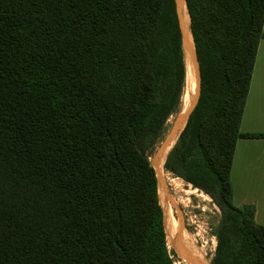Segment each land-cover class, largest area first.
I'll list each match as a JSON object with an SVG mask.
<instances>
[{"label":"trees","instance_id":"obj_1","mask_svg":"<svg viewBox=\"0 0 264 264\" xmlns=\"http://www.w3.org/2000/svg\"><path fill=\"white\" fill-rule=\"evenodd\" d=\"M186 3L201 94L164 167L221 212L211 264H264L231 182L264 0ZM186 80L175 0H0V264H174L151 157Z\"/></svg>","mask_w":264,"mask_h":264},{"label":"crops","instance_id":"obj_2","mask_svg":"<svg viewBox=\"0 0 264 264\" xmlns=\"http://www.w3.org/2000/svg\"><path fill=\"white\" fill-rule=\"evenodd\" d=\"M241 132L264 134V39L259 43ZM233 203L251 205L255 219L264 225V138L239 139L231 169Z\"/></svg>","mask_w":264,"mask_h":264},{"label":"rangeland","instance_id":"obj_3","mask_svg":"<svg viewBox=\"0 0 264 264\" xmlns=\"http://www.w3.org/2000/svg\"><path fill=\"white\" fill-rule=\"evenodd\" d=\"M186 19L188 20V25L190 27L188 12ZM201 77H202V72H201ZM193 89H194V83H193L192 75L188 76L187 74L186 88L183 95L182 109L179 113L183 112L189 107L191 97L195 93V92L193 93ZM179 113L173 116L172 118H170L168 122L167 132L163 136L162 140L156 146L154 154L151 157V162L154 159V155L156 151L158 150L160 145L163 144L167 135L170 133L172 126L176 118L178 117ZM164 171H166L165 167H164ZM166 174L169 175V178H167L168 176L165 178V175L163 173H162V178L164 179L168 187V190L174 199V200L172 199L173 202H175L182 210L184 217V223H183L184 231L189 233L191 237V241L194 244L193 248H197L198 251L203 252L207 262L211 264L217 246V241L216 238H214V234L212 231L219 224L221 218V212L219 208L214 204L212 199L208 195H206L203 191H200L199 189H194L192 188V186L187 185L184 182L182 183L183 184L182 187L175 181V179H171L173 178L172 174L168 172H166ZM162 196L163 195L160 194V202L165 215L164 221L167 232V242H168L169 250L173 255L174 264H191L185 259H183L176 250L175 239L176 237L180 238L179 234L181 231V227L177 221L176 212L174 211V209H172L170 204L165 203L164 197Z\"/></svg>","mask_w":264,"mask_h":264},{"label":"water","instance_id":"obj_4","mask_svg":"<svg viewBox=\"0 0 264 264\" xmlns=\"http://www.w3.org/2000/svg\"><path fill=\"white\" fill-rule=\"evenodd\" d=\"M175 3H176V10H177L178 20L180 24V29L182 32L183 52H184L186 67H187V70H188V66L191 67L192 70H194L196 80H197V89H196V93L192 95L191 97L189 107L183 112L179 113L178 117L176 118L172 126L170 133L167 135L163 144L160 145V147L156 151L154 155V159L151 162V164L156 173L157 180H158L159 198H160V193H161L163 195L162 197H164L165 203L170 204L172 209H174V211L176 212L177 221L181 227V230H184L183 228L184 217H183L182 210L175 202H173L174 199L172 195L170 194L164 179L160 178L159 170H160V163L163 157L165 156L167 149L169 148L171 143L174 142L172 147L168 151L167 155L165 156L164 165H165L168 154L170 153V151L172 150V148L178 141L181 133L183 132V130L185 129L189 121L190 116L192 115V113L194 112L195 108L198 105L200 94H201L202 77H201V69H200L197 49H196L194 39L191 33V27H189V32H188V29L185 25L184 7H186V10H187L186 0H175ZM189 33H190V36H189ZM175 245H176V250L181 255V257L185 259L186 261H188L189 263L194 264L190 254L185 249L184 245L181 243L178 237H176L175 239Z\"/></svg>","mask_w":264,"mask_h":264},{"label":"bare ground","instance_id":"obj_5","mask_svg":"<svg viewBox=\"0 0 264 264\" xmlns=\"http://www.w3.org/2000/svg\"><path fill=\"white\" fill-rule=\"evenodd\" d=\"M184 13H185V25L188 29V32H189V25H188V20L186 19L187 18V11H186V8L184 7ZM189 36H190V33H189ZM191 38V37H190ZM187 74L188 76L189 75H192V78H193V83H194V89H193V93L195 92L196 93V89H197V80H196V76H195V73H194V70L191 69V67L188 66V70H187ZM194 93V94H195ZM174 142L171 143V145L169 146V148L167 149L166 153H165V156L167 155L168 151L170 150V148L172 147ZM165 156L163 157L161 163H160V170H159V173H160V178H162V173L165 175V178H169V175L166 174V171H164V161H165ZM164 171V172H163ZM173 175V174H172ZM175 175V174H174ZM171 179H175V181L181 185L183 187V181H181L180 179L178 178H171ZM169 182V181H168ZM186 183V182H185ZM189 192V191H188ZM192 192H195V191H192ZM161 194V193H160ZM177 194V193H176ZM194 194V193H193ZM180 199V198H179ZM193 207V206H192ZM201 210V209H200ZM206 224V223H205ZM208 228V227H207ZM212 228V227H211ZM212 234V233H211ZM203 235V234H202ZM180 241L181 243L184 245L185 249L188 251V253L190 254L192 260H193V263L194 264H206L207 260L205 258V255L204 253L202 252L200 254V252L198 251L197 248H193V242L191 241V237L189 235L188 232L184 231V230H181L180 231ZM208 240V239H207ZM195 241V240H194ZM210 249V248H209ZM206 253V252H205Z\"/></svg>","mask_w":264,"mask_h":264},{"label":"built area","instance_id":"obj_6","mask_svg":"<svg viewBox=\"0 0 264 264\" xmlns=\"http://www.w3.org/2000/svg\"><path fill=\"white\" fill-rule=\"evenodd\" d=\"M214 238H215V236H214Z\"/></svg>","mask_w":264,"mask_h":264}]
</instances>
